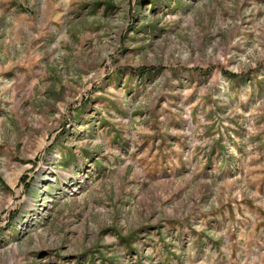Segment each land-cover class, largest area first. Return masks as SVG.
Listing matches in <instances>:
<instances>
[{
    "label": "rangeland",
    "instance_id": "1",
    "mask_svg": "<svg viewBox=\"0 0 264 264\" xmlns=\"http://www.w3.org/2000/svg\"><path fill=\"white\" fill-rule=\"evenodd\" d=\"M0 264H264V0H0Z\"/></svg>",
    "mask_w": 264,
    "mask_h": 264
},
{
    "label": "built area",
    "instance_id": "2",
    "mask_svg": "<svg viewBox=\"0 0 264 264\" xmlns=\"http://www.w3.org/2000/svg\"><path fill=\"white\" fill-rule=\"evenodd\" d=\"M75 187H79L78 185H76Z\"/></svg>",
    "mask_w": 264,
    "mask_h": 264
}]
</instances>
